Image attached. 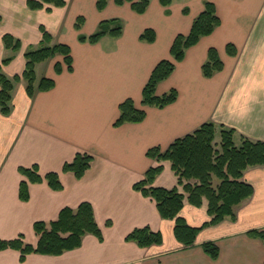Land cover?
Wrapping results in <instances>:
<instances>
[{
  "label": "crops",
  "instance_id": "obj_1",
  "mask_svg": "<svg viewBox=\"0 0 264 264\" xmlns=\"http://www.w3.org/2000/svg\"><path fill=\"white\" fill-rule=\"evenodd\" d=\"M96 1L65 0L61 6L45 3L31 9L27 0H0V62L12 56L2 65L4 74H21L24 53L45 43L68 44L72 57L70 69L60 54L37 63L36 81L50 77L54 86L29 96L21 79L12 91L11 112H0V238L23 234L35 244V221L55 219L62 207L75 208L82 201L91 203L102 233L101 240L86 233L79 247L58 255L33 252L23 261L19 250L1 249L0 264H264V240L247 234L252 228L264 229V164L243 171L253 193L234 207L235 219L203 226L189 246L174 236V220L161 217L155 201L133 187L159 163L163 168L152 185L177 186L170 162L151 158L146 151L154 146L164 150L204 122L231 128L236 143L241 137L264 141V0H149L142 13L129 1L107 0L102 9ZM206 1L214 4L219 23L185 49L155 88L158 95L175 89V100L163 107L142 104V89L153 67L161 59H173L175 36L189 33ZM111 19L121 23L120 34H105L94 42L79 39ZM41 27L50 41L43 40ZM145 29L153 31L152 41L140 39ZM5 33L19 40V48H5ZM227 44L233 45L234 54L227 52ZM211 47L222 68L204 76L202 65ZM127 98L145 116L115 125L119 105ZM77 152L92 156L81 178L62 170ZM33 164L41 175L58 172L63 187L54 190L45 180L29 182V198L21 200L19 182L25 177L18 168ZM179 214L191 226L210 219L206 200L196 206L185 199ZM146 225L161 232V243L139 246L125 239L132 229ZM208 240L219 248L216 258L201 246Z\"/></svg>",
  "mask_w": 264,
  "mask_h": 264
},
{
  "label": "trees",
  "instance_id": "obj_2",
  "mask_svg": "<svg viewBox=\"0 0 264 264\" xmlns=\"http://www.w3.org/2000/svg\"><path fill=\"white\" fill-rule=\"evenodd\" d=\"M117 4L129 1L133 10L142 13L149 0H114ZM170 0H162L167 4ZM61 6L65 0H27L31 9L41 8L44 4ZM107 0H97V8L102 9ZM50 8V7H47ZM82 18H77L75 27L80 28ZM219 23L215 6L211 1H206L204 9L193 19L189 33L177 34L171 44L170 54L172 60L161 59L153 67L151 74L142 89V104L163 107L175 100L177 92L171 89L163 94H156L155 88L159 81L166 78L174 69L175 62L183 58L185 49L195 44L203 35L213 31ZM121 23L116 19L103 20L98 28L86 37L79 34L80 40L88 39L96 41L105 34L118 35L121 32ZM44 41H50L49 33L41 27ZM140 39L152 41L154 33L151 29H145L140 34ZM5 48L16 50L20 46L18 39L5 33L2 37ZM228 53L236 51L232 44L226 45ZM63 56V61L70 69L72 57L70 47L66 43L56 42L52 45L42 44L24 53L25 67L21 74L12 77L2 71V65L8 63L11 54L5 56L0 62V112L8 115L12 109V91L15 83L21 79L26 82V92L33 96L36 90H47L54 86L53 78L42 76L36 81L35 66L55 55ZM55 70L60 71V64H54ZM222 68V62L215 48L208 49V58L202 65L204 76H211L214 71ZM120 114L114 124L123 122L141 121L145 116V110L135 106L131 98L125 99L119 105ZM218 133L217 138L216 134ZM146 154L158 161L168 160L170 167L177 177V186L165 188L154 186L152 182L155 176L162 170L163 165L151 166L145 172L144 177L135 182L133 187L144 195L151 197L157 206L159 214L163 218L174 220V236L184 245H191L199 230L206 225L215 224L225 217L235 219L234 207L241 201L251 196L253 186L243 179V171L251 165L264 164V141L251 140L241 137L236 143L233 138V130L223 126H215L211 121L202 123L191 133L176 138L164 150L159 147H150ZM92 156L86 152H77L73 159L64 162L63 171H69L76 178H81L89 168ZM19 172L25 177L20 180L18 196L21 200L29 198L28 183L46 181L54 190L61 189L62 183L56 171H49L41 175L38 166H20ZM214 177L218 180L214 183ZM178 186H181L179 188ZM193 205L200 206L206 200V210L210 219L200 226H191L179 214L184 200ZM33 229L37 235V242L32 244L24 240L23 234L11 239L0 238V250L14 248L19 250L20 261L25 260L29 253H41L58 255L65 250H70L81 245L82 237L86 233L95 234L102 239L101 230L95 220L93 207L90 202L82 201L75 208L62 207L55 219L45 221L37 220L33 223ZM247 234L264 240V229L252 228ZM126 240L135 241L139 246H147L162 242L160 231H154L149 226L136 227L126 236ZM202 248L209 256L216 258L219 248L215 242L208 240L202 243Z\"/></svg>",
  "mask_w": 264,
  "mask_h": 264
},
{
  "label": "rangeland",
  "instance_id": "obj_3",
  "mask_svg": "<svg viewBox=\"0 0 264 264\" xmlns=\"http://www.w3.org/2000/svg\"><path fill=\"white\" fill-rule=\"evenodd\" d=\"M47 60H48V59H47ZM45 65H46V64H44V66H39V69H38V71H37L38 74H40L41 72H44ZM35 75H36V73H35Z\"/></svg>",
  "mask_w": 264,
  "mask_h": 264
}]
</instances>
